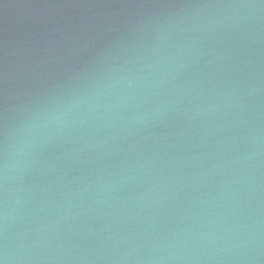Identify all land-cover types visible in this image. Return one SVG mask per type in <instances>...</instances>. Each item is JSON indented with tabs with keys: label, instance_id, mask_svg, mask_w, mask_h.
<instances>
[{
	"label": "water",
	"instance_id": "95a60500",
	"mask_svg": "<svg viewBox=\"0 0 264 264\" xmlns=\"http://www.w3.org/2000/svg\"><path fill=\"white\" fill-rule=\"evenodd\" d=\"M264 264V0H0V259Z\"/></svg>",
	"mask_w": 264,
	"mask_h": 264
},
{
	"label": "clouds",
	"instance_id": "9594fccd",
	"mask_svg": "<svg viewBox=\"0 0 264 264\" xmlns=\"http://www.w3.org/2000/svg\"><path fill=\"white\" fill-rule=\"evenodd\" d=\"M10 260L16 261V260H19V258L17 257L15 253H11L6 250L4 253V258L0 259V264H9Z\"/></svg>",
	"mask_w": 264,
	"mask_h": 264
}]
</instances>
